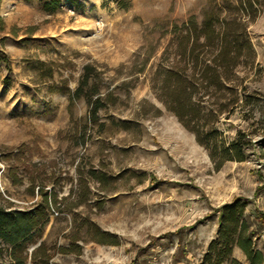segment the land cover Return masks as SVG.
<instances>
[{
	"label": "rangeland",
	"instance_id": "1",
	"mask_svg": "<svg viewBox=\"0 0 264 264\" xmlns=\"http://www.w3.org/2000/svg\"><path fill=\"white\" fill-rule=\"evenodd\" d=\"M258 1L249 25L255 63L237 70L241 108L220 123L229 142L241 136L250 143L247 159L219 168L166 110L156 81L173 60L165 52L175 26L201 23L209 0H0V208L35 209L44 202L39 188L54 190L65 207L77 205L80 178L92 193L72 211H52L30 251L44 242L50 264H201L225 206L247 199V214H264V0ZM38 62L53 67V81L36 76L30 63ZM87 66L101 95L113 91L117 99L96 123L85 97L49 90L66 81L74 93ZM254 97L258 103L247 104ZM92 170L108 183L94 180ZM101 233L106 244L97 241ZM256 246L264 252V232Z\"/></svg>",
	"mask_w": 264,
	"mask_h": 264
},
{
	"label": "trees",
	"instance_id": "2",
	"mask_svg": "<svg viewBox=\"0 0 264 264\" xmlns=\"http://www.w3.org/2000/svg\"><path fill=\"white\" fill-rule=\"evenodd\" d=\"M258 5V0H237L236 3L209 0L201 23L191 19L181 27L175 26L174 38L165 52L173 60L156 74L160 101L166 110L196 135L219 168L228 161L247 159L243 148L250 143L243 145L241 136L229 142L220 130V123L224 115L229 117L241 108L237 70L242 65L255 63L249 25L258 17ZM30 68L42 82L54 80L53 67L47 63H30ZM94 72L91 66L84 69L74 93L66 81L61 82L63 88L54 84L49 90L69 94L72 100L85 97L90 104V120L96 123L99 112L115 104L117 99L113 91L105 97L101 95ZM255 98L248 99L247 104L258 103ZM90 176L100 183H108L104 173L92 170ZM79 183L77 205L65 207L63 203L67 200L59 202L54 190L49 195L39 188L38 194L43 196L44 202L35 209L7 211L0 208V264H50L52 254L47 244L41 242L33 251L30 245L42 240L51 213L64 214L90 201L92 193L88 182L80 178ZM248 203L247 199L237 200L222 209L219 236L211 242L201 264H264V252L256 246L258 233L264 232V214L253 219L251 213L247 214ZM97 205L102 208L103 202ZM256 223L260 225L257 227ZM106 237V233H101L97 241L106 244L103 241ZM236 248L244 252L246 263L234 258Z\"/></svg>",
	"mask_w": 264,
	"mask_h": 264
},
{
	"label": "crops",
	"instance_id": "3",
	"mask_svg": "<svg viewBox=\"0 0 264 264\" xmlns=\"http://www.w3.org/2000/svg\"><path fill=\"white\" fill-rule=\"evenodd\" d=\"M235 254L236 255L238 254V257H239L238 259H240V260H247L246 255L244 254V252L241 249L236 248Z\"/></svg>",
	"mask_w": 264,
	"mask_h": 264
}]
</instances>
